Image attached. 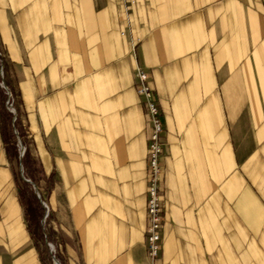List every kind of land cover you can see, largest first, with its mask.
<instances>
[{"label":"crops","instance_id":"1","mask_svg":"<svg viewBox=\"0 0 264 264\" xmlns=\"http://www.w3.org/2000/svg\"><path fill=\"white\" fill-rule=\"evenodd\" d=\"M67 264H149V122L163 123L157 264H264V0H0ZM0 134V264H45Z\"/></svg>","mask_w":264,"mask_h":264},{"label":"rangeland","instance_id":"2","mask_svg":"<svg viewBox=\"0 0 264 264\" xmlns=\"http://www.w3.org/2000/svg\"><path fill=\"white\" fill-rule=\"evenodd\" d=\"M4 61L6 62L5 70L3 68ZM9 86L16 87L12 77L10 64L0 50V134L2 125L3 130L6 133H12L15 141L16 151L14 156H11L10 150L4 145L13 171L14 181L19 190H24L26 199L31 200L37 210L38 223L36 225L31 224L30 228L37 241V245L40 248V253H42L45 264H56L55 259H57L60 264H67V258H69L68 252L71 248H74L73 242L69 236L58 228L55 216L47 204L46 193L48 192L51 180L49 179L45 181L42 165L39 157L35 153L32 139L29 137L30 134L25 120L26 116L23 112L24 110L21 109L20 104L18 103V94H12ZM19 108L20 112L17 119V109ZM14 112L16 113V119L13 121L12 117ZM17 120L19 121V126L17 125ZM14 130H16L23 146L25 147L21 159L19 155L18 139ZM20 162L22 164L23 176L36 185L45 206L38 199L32 184L23 180L20 171ZM16 176L24 183L23 185L17 182L18 180H16Z\"/></svg>","mask_w":264,"mask_h":264},{"label":"built area","instance_id":"3","mask_svg":"<svg viewBox=\"0 0 264 264\" xmlns=\"http://www.w3.org/2000/svg\"><path fill=\"white\" fill-rule=\"evenodd\" d=\"M138 81L136 90L143 97V104L150 131L148 135V171L146 188V235L145 247L149 264H157L161 250V229L163 217L161 213L160 191L162 184V166L160 158L163 154V123L160 110L152 87L149 84L148 73L141 67L135 69Z\"/></svg>","mask_w":264,"mask_h":264},{"label":"trees","instance_id":"4","mask_svg":"<svg viewBox=\"0 0 264 264\" xmlns=\"http://www.w3.org/2000/svg\"><path fill=\"white\" fill-rule=\"evenodd\" d=\"M5 66H6V62H3V68L5 70ZM10 92L14 95H16L17 91L15 89V87L9 86ZM18 103L20 104V100H18ZM19 112H20V108L17 109V119L19 116ZM1 123V122H0ZM17 125L19 126V121L17 120ZM1 134H2V139L4 142V145L6 146L7 149L10 150L11 152V156L15 155V151H16V146H15V141L13 139V135L10 132H5L3 130V127L1 125ZM16 180H18L17 182H19L21 185H23L24 183L22 181H20L18 179V177L16 176ZM19 197H20V201L22 202V204L25 206V215H26V219L28 221V225H36L38 223V214H37V210L34 206V203L31 200L26 199L25 195H24V190H19Z\"/></svg>","mask_w":264,"mask_h":264},{"label":"water","instance_id":"5","mask_svg":"<svg viewBox=\"0 0 264 264\" xmlns=\"http://www.w3.org/2000/svg\"><path fill=\"white\" fill-rule=\"evenodd\" d=\"M15 119H16V113L14 112L13 117H12V120L14 121ZM14 132H15L16 137H17V139H18V145H19V151H20L19 155H20V159H21L22 156H23V154H24L25 147L23 146V144H22V142H21V140H20V137L18 136L16 130H14ZM21 165H22V164H21V162H20V167H21V168H20V171H21V175H22L23 180H25L26 182H29V183L32 184V186L34 187V191H35V193H36L38 199H39L40 202L45 206V203H44V201L41 199V197H40V193H39V191H38L36 185H35L34 183H32L29 179H26V178L23 176L22 166H21ZM55 262H56V260H55Z\"/></svg>","mask_w":264,"mask_h":264},{"label":"bare ground","instance_id":"6","mask_svg":"<svg viewBox=\"0 0 264 264\" xmlns=\"http://www.w3.org/2000/svg\"><path fill=\"white\" fill-rule=\"evenodd\" d=\"M56 260V264H60L58 261H57V259H55Z\"/></svg>","mask_w":264,"mask_h":264}]
</instances>
